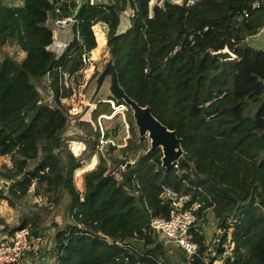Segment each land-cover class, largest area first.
I'll return each mask as SVG.
<instances>
[{"label": "trees", "instance_id": "obj_1", "mask_svg": "<svg viewBox=\"0 0 264 264\" xmlns=\"http://www.w3.org/2000/svg\"><path fill=\"white\" fill-rule=\"evenodd\" d=\"M126 8L128 24L117 31ZM56 14L76 21L58 54L48 48ZM95 24L104 31L119 85L175 131L182 155L166 169L159 149L136 156L148 147L135 136L130 110L107 97L126 108L129 137L117 148L106 141L118 157L109 155L108 167L99 155L78 191L72 175L82 161L68 149L73 138L61 136L68 108L62 100L71 94L63 75L71 77L88 61ZM262 27L264 0H0V156L10 159L0 172L7 182L0 184V198L12 205V197L29 189L41 198L11 230L29 224L36 235L66 197L64 221L50 225L54 264H264V51L246 41ZM224 48L234 57L210 54ZM104 62L93 65L91 77ZM43 77L50 102L37 89ZM106 100L90 109V119L74 120L76 138L86 145L97 146L96 118L111 114ZM117 130H102L103 139ZM161 185L185 195L183 207L197 220L211 213L214 242H205L193 223L197 248L190 257L162 245L149 226L151 217L170 211L159 197Z\"/></svg>", "mask_w": 264, "mask_h": 264}, {"label": "rangeland", "instance_id": "obj_2", "mask_svg": "<svg viewBox=\"0 0 264 264\" xmlns=\"http://www.w3.org/2000/svg\"><path fill=\"white\" fill-rule=\"evenodd\" d=\"M62 1V0H61ZM81 1V0H77ZM93 1H99V2H107L108 0H93ZM153 2L154 0H150ZM181 1V0H176ZM192 1V0H188ZM5 4L10 5H19L21 4V0H2ZM130 14V10L126 8L123 12L120 13V21L117 27V31H122L128 24V15ZM52 29V27H51ZM94 37H95V48L91 50L90 57L87 62L81 65V67L74 72V74L68 78L66 81L67 87H70L71 94L68 98L63 99V103L68 108L65 110L66 115V127L64 131L62 132V137H72V140L68 141V149L71 152V154L81 159L82 164L81 166L76 169L73 172L72 175V181L75 186V188L78 191H82V176L83 173L92 169L94 165L97 162V158L99 155H102L105 157L107 166L111 167L112 163L109 159L110 157L115 155L118 157L117 150L112 149V151L107 150V143L106 141L99 142V139L96 144L86 145L83 141L76 138L80 131L77 127L74 125V120L78 119L79 117H82L84 120L90 119L89 111L90 109H94L96 104L99 101H104L108 97L106 87L108 85V81H105L102 85L101 90L98 92V94L94 97V99L88 103V107L85 105L88 102L89 95L93 88V77H91V73L94 66H100L104 61L107 60L109 57V54L106 51V48L104 47V31L102 30V27L98 24L93 25L92 27ZM71 39V33L68 29V39L64 42L67 43ZM247 43L254 47L261 48L264 43V27H262L259 32L253 36H250L246 39ZM10 51L12 49L10 48ZM20 52H18L17 57L20 56ZM105 63V62H104ZM103 67V66H102ZM100 71V70H99ZM65 85V82L63 80V86ZM37 89L39 90V93L42 97V100L44 101H51V97L49 95L47 96L48 91V79L47 77L41 78L39 83L37 84ZM107 101V100H106ZM110 101V100H109ZM108 102V101H107ZM109 108L111 109L110 115H105V117L98 115L96 118V122L98 125V128L104 130L113 128L114 126L118 127L117 133L114 137H111V141L113 145H116V148L124 145L125 141H123L124 137H129V131L127 127V121L125 120V112L126 108H122L120 106H117L113 104V102L108 103ZM86 107V109H84ZM134 133L136 137H139L137 135L136 129L134 127ZM125 138V140H126ZM143 138L144 142L146 144V147H148V139L146 137H139ZM106 143V144H105ZM109 143V144H112ZM142 149H139L136 156H139L142 153ZM134 160H130L127 163H121L119 166L120 168H124V165H130ZM10 165V159L8 156H0V172H3L5 169V166L8 167ZM118 166V165H117ZM118 166V167H119ZM2 182H5L4 180L0 179V184ZM7 184V182H5ZM3 186V184H2ZM4 188V187H3ZM4 194V193H3ZM41 198L38 196H34L32 194L31 189L26 193V195L15 198L12 197V205L3 198H0V223L5 226V231L10 232L11 229L15 226H18V224L21 221V218L24 217V215L29 214L31 211L35 210V201L40 200ZM66 201V197H63L62 201L53 208L50 211V215L47 217L46 222L44 223L46 226L43 228H37V234L33 235L35 237H39L42 241V245L40 246V253L44 251V256L41 258L39 257V263L40 264H54L55 263V256L53 254V234L55 232V227L51 226V224H55L59 226L61 224V221H64V218L62 217L63 213V206L64 202ZM195 217V216H194ZM195 227H199L200 231H202V234L204 236L205 242L211 243L214 242L215 238H213L214 235H216L217 227L214 224V220L212 218V215L210 212H208L205 216V220H197L195 217L194 225ZM213 254V251H211ZM224 254L228 253V250L225 249ZM219 260L215 261L214 264H219Z\"/></svg>", "mask_w": 264, "mask_h": 264}, {"label": "built area", "instance_id": "obj_3", "mask_svg": "<svg viewBox=\"0 0 264 264\" xmlns=\"http://www.w3.org/2000/svg\"><path fill=\"white\" fill-rule=\"evenodd\" d=\"M176 1V0H174ZM178 2V1H176ZM58 10L55 9V12ZM73 16L54 15L51 20L52 43L49 50L58 54L66 43L59 38L61 33L68 32L70 26L75 23ZM63 80L67 87L68 77L64 74ZM50 97V96H49ZM108 102H111L108 100ZM124 108V105L119 104ZM105 117L104 115H100ZM100 128L99 142L109 141L103 139ZM123 138V141H125ZM113 144V143H112ZM159 197L166 200L170 205V211L166 217L155 216L149 220V226L153 229L162 245H172L180 248L185 257H190L197 248V244L192 240L189 228L194 223L195 217L189 208H184L185 195L178 196L173 190L165 185L160 186ZM30 225L26 224L19 228H14L10 232L5 231V226L0 223V264H38L40 256V246L43 244L39 237L30 233ZM212 253V252H210ZM44 256V255H43ZM217 261L214 260V262Z\"/></svg>", "mask_w": 264, "mask_h": 264}, {"label": "water", "instance_id": "obj_4", "mask_svg": "<svg viewBox=\"0 0 264 264\" xmlns=\"http://www.w3.org/2000/svg\"><path fill=\"white\" fill-rule=\"evenodd\" d=\"M260 49L264 51V43ZM210 54L220 60L231 59L234 57L226 48H224V51L219 50L217 54L214 52H211ZM105 81H108L106 87L108 97L112 98L115 102L121 101L129 108L131 120L136 129L137 135L148 139V148L146 151H142L140 155L159 149L161 153L159 160L162 168L166 169L175 163L182 155L180 138L176 136L173 129H168L165 125L159 122V120L151 114L147 105L140 106L125 94L118 83L115 66L112 63L110 56L107 58L100 71L93 77V88L85 106L88 107V103H90L98 94ZM86 107H84V109H86ZM2 184L3 187H6L7 185L5 182H2Z\"/></svg>", "mask_w": 264, "mask_h": 264}, {"label": "crops", "instance_id": "obj_5", "mask_svg": "<svg viewBox=\"0 0 264 264\" xmlns=\"http://www.w3.org/2000/svg\"><path fill=\"white\" fill-rule=\"evenodd\" d=\"M59 38L61 39V40H65V42L67 41V39H68V32H63V33H61V35L59 36ZM44 251H42V253H40V256L39 257H43V255H44V253H43ZM38 264H40V263H38Z\"/></svg>", "mask_w": 264, "mask_h": 264}, {"label": "bare ground", "instance_id": "obj_6", "mask_svg": "<svg viewBox=\"0 0 264 264\" xmlns=\"http://www.w3.org/2000/svg\"><path fill=\"white\" fill-rule=\"evenodd\" d=\"M223 51H224V49H223ZM214 53H216V54H217V53H218V51H217V52H214Z\"/></svg>", "mask_w": 264, "mask_h": 264}]
</instances>
